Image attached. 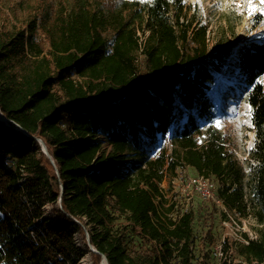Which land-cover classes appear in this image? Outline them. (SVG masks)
Returning <instances> with one entry per match:
<instances>
[{
    "label": "trees",
    "instance_id": "obj_1",
    "mask_svg": "<svg viewBox=\"0 0 264 264\" xmlns=\"http://www.w3.org/2000/svg\"><path fill=\"white\" fill-rule=\"evenodd\" d=\"M169 12L168 0H153L127 14L59 9L30 18L27 29L0 21V114L8 120H0V264H77L85 252L73 241L74 227L88 235L95 264L103 257L108 264H191L192 212L172 219L154 200L164 167L223 180L225 204L264 225V41L238 45L230 70L237 82L229 97L244 94L251 109L249 159L257 165L248 173L219 130L209 126L200 140L214 117L212 70L224 56L205 52L204 26L194 33L198 44L185 29L177 34ZM106 30L114 34L110 48ZM130 155L137 160L128 163ZM119 215L147 245L127 247L112 229ZM245 240L234 250L225 238L230 258L242 257L228 264H264V232Z\"/></svg>",
    "mask_w": 264,
    "mask_h": 264
},
{
    "label": "rangeland",
    "instance_id": "obj_2",
    "mask_svg": "<svg viewBox=\"0 0 264 264\" xmlns=\"http://www.w3.org/2000/svg\"><path fill=\"white\" fill-rule=\"evenodd\" d=\"M170 2L169 20L173 24L177 34L180 29L187 31L188 41L192 45L198 44L194 40V33L201 26L205 27V49L206 53L219 52L223 54L224 60L219 63V68L212 70L214 82L210 85L208 94L214 102V117L209 123H203V135L201 141L207 135V128L210 126L219 130L224 137L223 146L228 153H231L237 160L247 167V172H254L257 163L249 159V152L254 146L255 134L251 122V109L246 102L245 95L229 97V88H236L237 76L233 64V50L240 44L249 41H264V3L261 0H168ZM153 0H0V21L27 29V22L30 18L42 15L49 16L61 9L64 15H68L77 7L84 8L91 13L99 14L108 10H122L124 14L133 8H144L150 5ZM251 5V7H249ZM178 16L176 20L175 16ZM140 41L143 40L141 31L138 30ZM108 48L113 43L114 34L111 30L103 31ZM196 36V35H195ZM36 37L42 38L40 29L36 31ZM195 41V43H194ZM139 66L143 56L138 54ZM258 82L264 87V75L259 77ZM169 134V133H168ZM101 138V137H100ZM103 149H108L105 138H101ZM145 147L148 145L141 143ZM162 146L167 155L170 154L172 143L168 135L163 140ZM154 148L148 151L149 156H155L159 151ZM134 155L127 158L128 163L136 161ZM248 162L249 166H247ZM197 174L187 166H176L174 170L163 169V178L159 182L166 189H171L177 180ZM220 188L225 182L218 179ZM177 187L175 186V189ZM246 190V188H245ZM155 200L159 210L165 212L170 218H178L179 210L171 207H164L160 200ZM161 202L164 203V200ZM58 207V203H57ZM171 208V209H170ZM44 216L49 215L51 206L43 205ZM192 209L191 222V264H216L210 254L215 246L223 238V234L229 238L232 249H236L235 243H244L245 235L250 238H257L260 231L264 232V225L260 226L251 214H239V220L222 224V215L214 206L204 203L196 197ZM85 222V221H84ZM86 230L89 225H83ZM115 232L124 236L128 248L134 246L138 249L141 245H147L142 238L140 230L125 216L119 215L112 225ZM245 240V239H244ZM73 241L81 247L85 254L77 264H95L90 255V246L87 237L83 239L76 227L73 228ZM230 251L225 254L224 262L234 263L241 261L242 257L237 252L230 258ZM221 259V260H222ZM100 260L99 264L102 263ZM223 262V263H224ZM222 263V264H223ZM244 263V262H243Z\"/></svg>",
    "mask_w": 264,
    "mask_h": 264
},
{
    "label": "built area",
    "instance_id": "obj_3",
    "mask_svg": "<svg viewBox=\"0 0 264 264\" xmlns=\"http://www.w3.org/2000/svg\"><path fill=\"white\" fill-rule=\"evenodd\" d=\"M177 182L178 183L174 184L171 189H166L164 186L158 184L159 192L154 196V199L157 201L160 200V203L164 207H171L174 210L178 209V217L189 211H192L191 207L194 204V200L196 197H199L204 203L210 204L219 210L223 218L222 224H226L230 221L235 222L234 219H240L239 212L234 208H229L225 204L224 199L219 195L221 188L217 184L218 178L215 176H207L197 173L185 177L182 180H177ZM175 186L177 187L176 189ZM162 200H164V203L161 202ZM156 206L159 209V205L156 204ZM225 238L226 236L223 234V238L211 251L210 256L216 260V264H222L224 262L223 259L225 258V254L228 251L223 249ZM244 239H242V241L246 243L247 241Z\"/></svg>",
    "mask_w": 264,
    "mask_h": 264
},
{
    "label": "water",
    "instance_id": "obj_4",
    "mask_svg": "<svg viewBox=\"0 0 264 264\" xmlns=\"http://www.w3.org/2000/svg\"><path fill=\"white\" fill-rule=\"evenodd\" d=\"M0 120L1 121H8L4 116H2L1 114H0ZM12 123V122H11ZM15 128H17V129H19V130H21L25 135H28L26 132H25V130H23L18 124H15ZM39 142V145H40V149H41V151L45 154V156H47L49 159H50V162L53 164V165H55V163H54V160H53V158H52V156L49 154V152L47 151V148H46V146H45V144L43 143V142H41V141H38ZM58 203H59V201H58ZM86 237H87V243H88V245L90 246V248H91V251H95L96 252V250L93 248V246H91L90 244H89V242H88V235L86 234ZM104 261H106V263H107V260L103 257L102 258ZM102 260V261H103ZM108 264V263H107Z\"/></svg>",
    "mask_w": 264,
    "mask_h": 264
},
{
    "label": "bare ground",
    "instance_id": "obj_5",
    "mask_svg": "<svg viewBox=\"0 0 264 264\" xmlns=\"http://www.w3.org/2000/svg\"><path fill=\"white\" fill-rule=\"evenodd\" d=\"M101 264H107V263H106V261L103 260Z\"/></svg>",
    "mask_w": 264,
    "mask_h": 264
},
{
    "label": "snow or ice",
    "instance_id": "obj_6",
    "mask_svg": "<svg viewBox=\"0 0 264 264\" xmlns=\"http://www.w3.org/2000/svg\"><path fill=\"white\" fill-rule=\"evenodd\" d=\"M262 3H264V0H261ZM249 7H251V5H249Z\"/></svg>",
    "mask_w": 264,
    "mask_h": 264
}]
</instances>
